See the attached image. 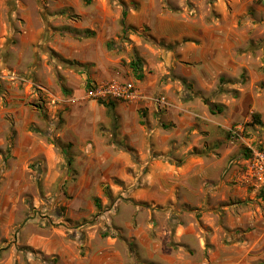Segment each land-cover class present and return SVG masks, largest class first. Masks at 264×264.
Masks as SVG:
<instances>
[{"label": "rangeland", "instance_id": "rangeland-1", "mask_svg": "<svg viewBox=\"0 0 264 264\" xmlns=\"http://www.w3.org/2000/svg\"><path fill=\"white\" fill-rule=\"evenodd\" d=\"M111 81L139 98L106 105L92 92ZM251 147L264 0H0V264H63V239L82 258L109 237L117 264H237L252 230L241 263L264 264Z\"/></svg>", "mask_w": 264, "mask_h": 264}, {"label": "crops", "instance_id": "crops-1", "mask_svg": "<svg viewBox=\"0 0 264 264\" xmlns=\"http://www.w3.org/2000/svg\"><path fill=\"white\" fill-rule=\"evenodd\" d=\"M98 68V66L96 67ZM107 100H116V99H107ZM132 102V101H131ZM168 104V103H167ZM165 105V103L161 104V106ZM169 106V105H168ZM173 112H175L176 109H172ZM172 114V113H171ZM175 121H180L178 119V114H173ZM46 155L47 161L49 163L55 161L57 159V153L55 152V149L50 146H46L43 151ZM206 151L205 153H207ZM253 225H254V221ZM248 223V222H247ZM246 236H249L250 239H244V245L248 243L247 249L242 252V255L239 259V262L237 264H246L241 263L243 260H246L248 258V255H254L255 252L258 250L257 244L262 239V237H258L257 233L255 231H251L250 233H246ZM117 240L114 238L109 237V241L107 242V247L103 248L100 246H92V244L89 242L88 244V250L85 257H80L77 253L78 245L72 241H68L66 239H63V264H117V259L121 256L119 254V251L117 250ZM29 244H32L37 247L43 248L46 252H52L54 249L51 248L50 245L45 244L43 240H40L39 236L34 235L31 239H29ZM55 251V250H54ZM53 251V252H54ZM251 252V253H250ZM151 257H154L153 255ZM84 258L87 259L86 262H84Z\"/></svg>", "mask_w": 264, "mask_h": 264}, {"label": "built area", "instance_id": "built-area-1", "mask_svg": "<svg viewBox=\"0 0 264 264\" xmlns=\"http://www.w3.org/2000/svg\"><path fill=\"white\" fill-rule=\"evenodd\" d=\"M102 98L120 99L133 101L139 98L140 94L131 82L111 81L101 84L92 92ZM156 102L166 103L165 97L156 99ZM242 180L249 183L264 182V147L253 148L248 157L245 159L244 170L241 174Z\"/></svg>", "mask_w": 264, "mask_h": 264}, {"label": "trees", "instance_id": "trees-1", "mask_svg": "<svg viewBox=\"0 0 264 264\" xmlns=\"http://www.w3.org/2000/svg\"><path fill=\"white\" fill-rule=\"evenodd\" d=\"M127 13V10H124V14ZM129 66L132 68L133 72L135 73L136 77L138 79H142L144 77V70H143V64H142V60L140 59L139 56L137 55H134L132 60L129 62ZM101 102H104V101H101ZM105 103V102H104ZM106 105H114V102L113 101H108V104L105 103ZM211 110H213L211 108ZM255 118H257V116L255 115ZM49 140H51V142L57 144L58 146V143L56 140H54L53 138H49ZM249 154H247L246 157H248ZM98 202V200H97ZM97 206H100V203H97ZM57 216H60V215H57Z\"/></svg>", "mask_w": 264, "mask_h": 264}]
</instances>
